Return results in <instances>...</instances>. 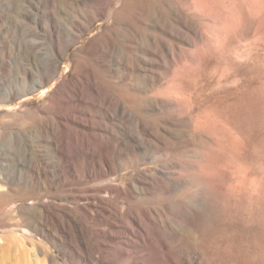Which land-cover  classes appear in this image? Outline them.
<instances>
[{
  "label": "rangeland",
  "instance_id": "1",
  "mask_svg": "<svg viewBox=\"0 0 264 264\" xmlns=\"http://www.w3.org/2000/svg\"><path fill=\"white\" fill-rule=\"evenodd\" d=\"M5 89L0 264H264V0H0Z\"/></svg>",
  "mask_w": 264,
  "mask_h": 264
},
{
  "label": "bare ground",
  "instance_id": "2",
  "mask_svg": "<svg viewBox=\"0 0 264 264\" xmlns=\"http://www.w3.org/2000/svg\"><path fill=\"white\" fill-rule=\"evenodd\" d=\"M88 2V1H87ZM79 4V3H78ZM98 8V7H97ZM67 27V26H66ZM33 32V31H32ZM20 40V39H19ZM86 65V64H85ZM35 70H33L32 72H30V73H28V74H30V80H31V82L33 83V87L35 86V84H40V83H42V79H40V77H35V72H34ZM89 71V70H88ZM25 83H26V80H24V85H25ZM21 84V81H18L17 83L15 82V85L16 86H19ZM9 89H10V87H9ZM33 89V88H32ZM80 89V88H79ZM90 90H91V92H93L94 94H96V95H100V96H102L103 95V97H108L109 96V90L108 89H104V88H102L101 86H99V85H97V84H92L91 85V88H90ZM11 92H10V90H8V91H6V89H5V91L2 93V95H0V97H3V96H7L8 98H9V94H10ZM1 94V93H0ZM69 96V94L66 92L65 93V96H67V95ZM77 94V93H76ZM84 96H81L80 94H78L77 95V100H78V98H80V99H82ZM66 98H71V96H69V97H66ZM65 98V99H66ZM120 99H122V98H120ZM68 101H70V100H68ZM66 102V101H65ZM70 103V102H69ZM119 103V102H118ZM47 114V113H46ZM59 122L61 123V124H63V118H61V117H59ZM105 169V168H104ZM104 171H106V172H108V169L107 170H104ZM103 173V172H102ZM98 186V185H97ZM170 185L168 184V183H166V184H164V191L163 192H161V194L160 195H158V198L160 197L161 199H166V200H164L163 202H158L157 200V202H158V204H159V206L163 209V210H165V209H169L171 206H173V201H172V197L173 196H171V195H173L172 194V189H168V187H169ZM162 190H163V188H162ZM159 194V193H158ZM164 194H167L166 196H164ZM99 200L101 201V202H103V203H106V199L105 198H102V197H100L99 198ZM155 201V202H156ZM105 211L106 212H108V209L107 208H105ZM162 216V215H161ZM194 217H195V219L196 220H200L201 219V217H202V215H201V213L200 212H196V215H194ZM130 218H131V215H130ZM162 218V217H161ZM192 225V224H191ZM191 225H189L188 226V228L186 229V231H185V234L186 235H188V236H191V234H192V226ZM197 226V225H196ZM167 231H169L170 233H172L173 235H175L176 236V234L179 236V233L175 230V229H173L172 228V226L169 224V223H167ZM88 232V231H87ZM144 238H147V236H145L144 235ZM146 241V240H145ZM119 244V243H118ZM162 244L164 245V246H166L167 244H168V241H164V242H162ZM89 253V252H88ZM156 253V251H153V250H150L149 251V256H155L154 254ZM145 263L146 264H155V262H153V260L151 259V258H147L146 259V261H145ZM189 264H193V262L191 261Z\"/></svg>",
  "mask_w": 264,
  "mask_h": 264
}]
</instances>
